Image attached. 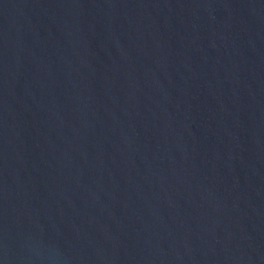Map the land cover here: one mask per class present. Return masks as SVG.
<instances>
[{
  "label": "water",
  "instance_id": "95a60500",
  "mask_svg": "<svg viewBox=\"0 0 264 264\" xmlns=\"http://www.w3.org/2000/svg\"><path fill=\"white\" fill-rule=\"evenodd\" d=\"M0 264H264V0H0Z\"/></svg>",
  "mask_w": 264,
  "mask_h": 264
}]
</instances>
